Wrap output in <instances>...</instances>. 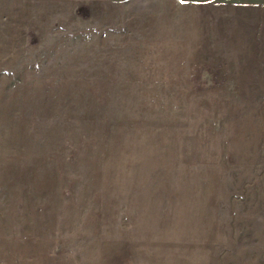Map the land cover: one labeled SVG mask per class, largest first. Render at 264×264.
Masks as SVG:
<instances>
[{
	"label": "rangeland",
	"instance_id": "1",
	"mask_svg": "<svg viewBox=\"0 0 264 264\" xmlns=\"http://www.w3.org/2000/svg\"><path fill=\"white\" fill-rule=\"evenodd\" d=\"M187 5L0 0V264H264V15Z\"/></svg>",
	"mask_w": 264,
	"mask_h": 264
},
{
	"label": "crops",
	"instance_id": "2",
	"mask_svg": "<svg viewBox=\"0 0 264 264\" xmlns=\"http://www.w3.org/2000/svg\"><path fill=\"white\" fill-rule=\"evenodd\" d=\"M186 4H188V9L190 12L194 11L195 13L202 11L204 4H214L216 2H227L228 0H183ZM259 4V14L260 18H263L264 15V0H257ZM258 14V15H259Z\"/></svg>",
	"mask_w": 264,
	"mask_h": 264
}]
</instances>
